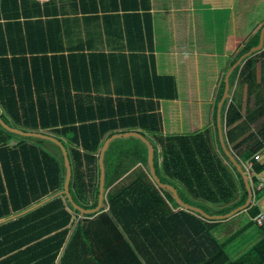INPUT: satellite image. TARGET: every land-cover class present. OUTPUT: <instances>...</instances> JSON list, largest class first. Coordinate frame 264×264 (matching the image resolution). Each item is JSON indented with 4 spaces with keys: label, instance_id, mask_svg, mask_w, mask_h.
<instances>
[{
    "label": "trees",
    "instance_id": "trees-1",
    "mask_svg": "<svg viewBox=\"0 0 264 264\" xmlns=\"http://www.w3.org/2000/svg\"><path fill=\"white\" fill-rule=\"evenodd\" d=\"M43 13L47 17L57 15L56 10L42 12L35 0H0V20H5V24L0 23V117L11 127L45 130L64 143L72 165L70 194L78 207H96L98 152L104 138L120 128L141 129L149 137L155 147L157 177L172 185L183 202L209 215H226L244 204L247 193L243 181L224 153L216 130L213 135L209 128L162 134V118L156 114L153 101L176 100L172 77H155V84L148 86V102L138 101V108L151 105L152 111L135 108L130 101L125 113L120 112L119 103H111L110 110L101 113L99 121H95L94 115H81L79 127L75 118L57 119L53 105L17 104L11 100L14 91L9 88V38L15 34L21 41L24 37L29 40L28 33H39L40 29L35 27L41 25ZM260 31L249 39L231 65L258 46ZM145 33L152 47L151 22L145 25ZM29 47L36 50L31 44ZM235 81L239 88L247 86L246 120L253 123L264 115V47L234 72L231 90ZM223 92L224 82L218 101ZM40 107L45 108L44 115ZM226 109V124L230 128L243 117L242 106L240 102L226 101L223 110ZM234 129L227 132L229 142L235 141ZM259 134L264 139V129ZM12 141L16 143L11 145ZM104 162L108 212L101 210L79 219V214L61 197L23 218L0 225V264H264V237L238 258H231L225 250L253 226L258 211L252 205L236 215H249L243 228L224 238L228 219L207 221L193 212L180 210L170 193L154 185L148 148L140 140H115ZM251 181L255 182L254 177ZM64 182V159L56 145L16 136L0 127V220L62 192Z\"/></svg>",
    "mask_w": 264,
    "mask_h": 264
},
{
    "label": "crops",
    "instance_id": "crops-1",
    "mask_svg": "<svg viewBox=\"0 0 264 264\" xmlns=\"http://www.w3.org/2000/svg\"><path fill=\"white\" fill-rule=\"evenodd\" d=\"M35 1L42 12L56 10L57 15L47 17L43 13L41 25L35 27L40 32L28 33L29 40L24 37L21 41L15 34L9 38V88L14 91V97L9 98L17 104L53 105L57 119L75 118L78 127L81 115H94L99 121L111 103H119L120 112L125 113L130 101L138 108V101L148 102V86L155 84V77H172L176 100L153 101L156 114L162 118V134L209 128L212 135L216 130L219 139L216 116L222 82L232 68V60L264 25V0ZM149 22L152 47L145 33ZM0 23L5 24V20ZM28 41L36 50H30ZM230 95L228 101L240 102L243 117L228 128L227 109H222L225 141L244 169L251 164L247 173L252 190L250 205L264 217V139L259 134L264 129V115L253 123L246 120L247 86L239 88L235 81ZM151 108L141 105L138 109L152 111ZM40 111L44 115L45 108L40 107ZM235 127V141L229 142L227 132ZM34 132L55 136L45 130ZM127 132L143 133L141 129L120 128L115 134ZM15 143L12 141L11 145ZM157 151L160 152L159 146ZM256 154L258 158L254 157ZM236 215L228 219L224 238L241 230L249 220L247 213ZM254 230L262 233L264 224L259 227L254 223L239 238ZM239 238L233 244L244 249Z\"/></svg>",
    "mask_w": 264,
    "mask_h": 264
},
{
    "label": "water",
    "instance_id": "water-1",
    "mask_svg": "<svg viewBox=\"0 0 264 264\" xmlns=\"http://www.w3.org/2000/svg\"><path fill=\"white\" fill-rule=\"evenodd\" d=\"M260 29H261L260 41H259L258 46L253 47L250 51H248L247 53L242 55L236 61V63H234L232 65V68L228 71V73L225 77V80H224V87H225L224 94H223V97H222V99L218 105V116H216V127H218L219 139H220L222 148L224 150V153L228 157L229 161L236 167V171L240 174V177H241L243 184H244V187H245V191L247 193V198H246L243 205L237 207L236 209L232 210L231 212H229L226 215H209L206 212H204L202 209L194 207L192 205H189V204L183 202L181 200V198L179 197L177 190L172 185L162 183L161 180L159 179V177H157L155 167H154L155 166V147H154L153 143L145 135L141 134L140 132H127V133L115 134V135H112L111 137H109L108 139H105L102 147L100 148L98 158H97V166H98V170H99L97 204H96V207L92 210H84V209L78 207L74 203L72 196L70 194L69 186H70L71 177H72V170H71L72 165H71V161L69 158L68 150H67L66 146L64 145V143L60 139H58L57 137L49 135L47 133L34 132V131H23L21 129L11 127V126L7 125L2 120V118L0 117V127L2 129H4L5 131H7L11 134H14L16 136L24 137V138H34V139L49 141V142L53 143L54 145H56L62 153V156L64 159V167H65V182H64V188H63L62 192H59V193L43 200L42 202L34 205L33 207L29 208L28 210H26L24 212L16 214V215H14L8 219L0 220V225H3L5 223L11 222V221L13 222V221H16L20 218H23V217L27 216L28 214L44 207L45 205H47V204L51 203L52 201H54L58 198H61V197H65L67 203L70 205V207L73 209V211L77 212L79 214L80 219H83V217H85V216H91V215L98 214L101 210L103 212H108L109 211L108 206L105 205L106 166H105V162H104V157H105L106 152H108L111 144L115 140L129 139V138L138 139L146 145V147L148 148V166H149L150 177L152 179V182L154 183V185L157 188L165 190L168 193H170L172 198L174 199V201L179 205L180 210L193 212V213L199 215L201 218H203L207 221L227 220V219L233 217L234 215L238 214L239 212L246 210L249 207L251 200H252L251 186H250V183L248 181L247 173H246L244 167L238 161L235 154L227 146V143H226L225 137H224L223 123H222V116L221 115H222V109H223L226 101L230 100V98H231V95H230L231 77H232L233 73L239 67H241V65L243 64V62L247 58H250V57L254 56L255 54L259 53L260 51H262V49L264 47V25Z\"/></svg>",
    "mask_w": 264,
    "mask_h": 264
},
{
    "label": "rangeland",
    "instance_id": "rangeland-1",
    "mask_svg": "<svg viewBox=\"0 0 264 264\" xmlns=\"http://www.w3.org/2000/svg\"><path fill=\"white\" fill-rule=\"evenodd\" d=\"M259 11H260V9H259ZM262 24H264V20L261 22V25ZM245 220H246V218L243 219V221H245ZM250 234H248V235L245 234L239 238V241L245 247L244 249H240V248H238L239 246H235L234 244L228 245L225 248V250L227 251L228 255L231 258L240 257V255L245 253L247 250H249L251 247H253L255 244H257L263 238V234L258 230H254V232H252Z\"/></svg>",
    "mask_w": 264,
    "mask_h": 264
},
{
    "label": "built area",
    "instance_id": "built-area-1",
    "mask_svg": "<svg viewBox=\"0 0 264 264\" xmlns=\"http://www.w3.org/2000/svg\"><path fill=\"white\" fill-rule=\"evenodd\" d=\"M254 157H255V158H258L259 155L256 154ZM250 167H251V164H248V166H246V168H245L246 173L250 172V170H251ZM253 221H254V223H255L257 226L261 227V226H263V224H264V217H263L262 215H257V216L253 219Z\"/></svg>",
    "mask_w": 264,
    "mask_h": 264
}]
</instances>
